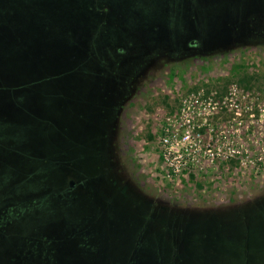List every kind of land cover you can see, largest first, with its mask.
Listing matches in <instances>:
<instances>
[{
	"label": "rangeland",
	"instance_id": "1",
	"mask_svg": "<svg viewBox=\"0 0 264 264\" xmlns=\"http://www.w3.org/2000/svg\"><path fill=\"white\" fill-rule=\"evenodd\" d=\"M0 260L264 264V0H0Z\"/></svg>",
	"mask_w": 264,
	"mask_h": 264
},
{
	"label": "water",
	"instance_id": "2",
	"mask_svg": "<svg viewBox=\"0 0 264 264\" xmlns=\"http://www.w3.org/2000/svg\"><path fill=\"white\" fill-rule=\"evenodd\" d=\"M70 186H72V182H70V184H69Z\"/></svg>",
	"mask_w": 264,
	"mask_h": 264
},
{
	"label": "trees",
	"instance_id": "3",
	"mask_svg": "<svg viewBox=\"0 0 264 264\" xmlns=\"http://www.w3.org/2000/svg\"><path fill=\"white\" fill-rule=\"evenodd\" d=\"M3 261V260H2ZM2 261L0 260V264L2 263Z\"/></svg>",
	"mask_w": 264,
	"mask_h": 264
}]
</instances>
